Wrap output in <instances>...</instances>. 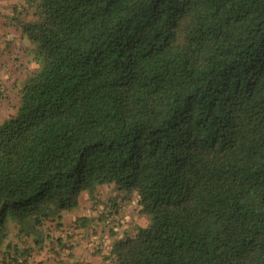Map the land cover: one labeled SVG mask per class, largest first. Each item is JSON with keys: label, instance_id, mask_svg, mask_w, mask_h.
Wrapping results in <instances>:
<instances>
[{"label": "trees", "instance_id": "obj_1", "mask_svg": "<svg viewBox=\"0 0 264 264\" xmlns=\"http://www.w3.org/2000/svg\"><path fill=\"white\" fill-rule=\"evenodd\" d=\"M7 1L37 65L0 75V242L113 184L150 222L111 264H264V0Z\"/></svg>", "mask_w": 264, "mask_h": 264}, {"label": "rangeland", "instance_id": "obj_2", "mask_svg": "<svg viewBox=\"0 0 264 264\" xmlns=\"http://www.w3.org/2000/svg\"><path fill=\"white\" fill-rule=\"evenodd\" d=\"M24 54L31 59H28V63L31 61L28 67H35L37 63L31 51ZM136 203L135 191L118 189L113 184L98 186L93 195L82 193L75 207L60 211L53 221L47 222L43 237L46 241L57 240L71 246L65 248L63 257H77L74 246L79 247L80 255L86 258L84 264H111L106 256L113 241L150 222V217L139 213Z\"/></svg>", "mask_w": 264, "mask_h": 264}, {"label": "crops", "instance_id": "obj_3", "mask_svg": "<svg viewBox=\"0 0 264 264\" xmlns=\"http://www.w3.org/2000/svg\"><path fill=\"white\" fill-rule=\"evenodd\" d=\"M7 2V0H0V75L3 77L4 83L6 82V85L9 86L11 83L10 78L12 76L15 78L19 77L23 70H27L26 68L31 61L28 63L30 57L27 56L28 58H26L24 54L27 40L22 37L21 30L16 25H13L7 17L10 12ZM9 113V103L5 101L0 103V121ZM18 226V223L14 220L7 222L6 237L1 239L0 242V264H6L3 262L4 251L9 243L17 244L20 247H25L26 245L33 247L32 258L25 264H84L86 261V258L80 255L81 250L77 249L79 247L74 246L73 251L76 249L75 253L79 255L77 257L75 255L63 257L65 247H63L64 243L62 241L45 240L42 246H35L32 240L34 236L21 235ZM75 231L77 230L75 229ZM77 236L80 237V235Z\"/></svg>", "mask_w": 264, "mask_h": 264}]
</instances>
